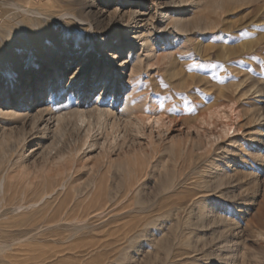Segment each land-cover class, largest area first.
I'll return each mask as SVG.
<instances>
[{"label": "rangeland", "instance_id": "obj_1", "mask_svg": "<svg viewBox=\"0 0 264 264\" xmlns=\"http://www.w3.org/2000/svg\"><path fill=\"white\" fill-rule=\"evenodd\" d=\"M128 1L90 0V17L103 32L94 36L85 61L79 50L69 69L61 61L59 83L81 109L96 96L104 100L116 93L113 109L119 112L128 95L131 118L142 117L141 125L138 130L121 125L113 140L109 128L104 133L94 124L86 139V127L68 120L58 134L50 124L44 143L36 129L43 125H0V143L30 136L35 147L26 154L28 143L0 144V177H6L0 264H219L214 258L235 232L239 243L223 264H264V161L252 156L259 151L264 158V0L224 2L221 12L201 10L197 1L185 14V32L177 34L170 27L158 30L159 13H170L174 1L133 0L131 6ZM130 11L137 13L134 31L151 39L148 62L125 33ZM12 15L0 0L4 24ZM201 18L229 31L201 36ZM201 41L219 47L225 59L202 58ZM132 53L144 61L133 79L130 63L107 77L114 63L124 64ZM85 65L90 69L79 97L83 75L73 80L70 75ZM92 65L100 68L96 78ZM110 78L118 84L104 89L100 81ZM31 80L29 73L18 97L29 94ZM30 101V114L46 104L36 92ZM8 102L5 110L18 109V98ZM173 144L189 148L177 173L168 151ZM134 158L141 164L134 165ZM127 162L132 170H120ZM61 179L67 190L55 187ZM173 181L178 187L172 188Z\"/></svg>", "mask_w": 264, "mask_h": 264}, {"label": "bare ground", "instance_id": "obj_2", "mask_svg": "<svg viewBox=\"0 0 264 264\" xmlns=\"http://www.w3.org/2000/svg\"><path fill=\"white\" fill-rule=\"evenodd\" d=\"M172 1L175 2L172 4H175L177 6H175V8H173L168 14L164 11H161L159 13L161 21L159 22L160 24L158 30L161 29L162 31H166L167 27H170L171 29H173V32H176V34L185 32L187 24L185 14L190 8L196 7L195 3H197V1H201V10L212 9L215 12L222 11V8H224V2H238V0ZM128 3L131 6L133 0L128 1ZM2 4L4 8H11V10L13 11V20L11 23L4 24V19L0 18V30H4V32L2 31L3 36H0V125L18 126L24 125L26 122H30L32 126H36L38 124L43 125L40 129L39 126H37L36 128L41 131L40 139L42 140L40 142L42 143H44L45 135L50 130V124H52L53 130L58 134L60 133V130H62L63 126H65V122H67L68 120H72L74 121V123L86 127V139L89 137L88 134H90V128H92L94 124L100 129V131L102 130L103 132L107 131V129L109 128L111 130L113 140H117V138L119 137V129L121 128V125L138 130L139 126L141 125L140 123L142 117L141 119L140 117H136V120L131 118L132 116L129 108L130 102L128 95L124 97V101L121 110L119 109V112H116L115 109H113L114 98L117 96L116 93H114L112 97L107 95L104 100H101L100 95L96 96L95 100L92 103L85 106L84 109H81L76 103L78 100L74 99L75 95L72 93L65 94L63 86H61V84L59 83V79L62 75L61 61L65 60L66 63H69V65L65 64L69 69L72 65H74H70L71 57L75 55L78 50V57H81L80 62L85 61L86 58L91 54L89 46L92 43L94 36L98 35L100 32H103V30H101L99 22L93 20L90 17V9L91 7H93L90 0H24V2L2 0ZM259 10L261 9L259 8ZM263 10L264 7H262L261 11ZM136 14L137 13L133 11L128 12V20L125 25V33L128 34L130 42H137L139 52H143L144 60L145 62H148L153 53V48L151 45L152 42L150 43V38L147 37V34L144 31H134L135 27H133V24ZM6 18L9 19L8 16ZM214 22L211 23L208 21H203L201 18V36L205 35L206 37V35L210 36L211 34L215 35V33H223L229 31V27L221 26V23L219 24L217 22ZM162 23H164L165 25H163ZM163 43H167V40H164ZM218 48L219 47L217 46H204L203 42L201 41V57L203 58L208 54L206 57H208L209 59H225V54L219 53L220 51L218 50ZM130 51L132 52V48L130 49ZM111 58V62H114L117 57L116 55H112ZM124 60H126V63L124 62V64L122 63L119 66L117 65L118 63H114L113 67L110 70L111 72L107 74V77H112L113 75L118 74L119 72L117 71V67H119L120 70H123L127 66V64L130 63V73L128 75V79L130 80L131 78L133 79L134 74L139 73L144 65V61L142 62V59L140 57H136L133 53L131 57L127 56ZM111 62L106 64V67L111 66ZM134 63H136V65ZM92 66V68H95L94 73L96 78L100 71V68H97L96 65ZM51 69L53 71H50V73H52L53 76H50L48 78L49 80L46 84H40V82L43 81L40 79L45 77L46 75H49V70ZM89 69V66L85 65L83 72L82 70H77L76 73L71 75L69 74L71 80H73L80 74L83 75V81L81 84L82 90L79 91V97L84 92L83 88L85 86V80ZM106 71H108V69H106ZM29 73L31 74L32 78L30 92L29 94H22L20 97H18V93L22 91V85H25V79L29 76ZM119 81L122 82V80ZM100 82H103L104 89H107L110 83H112L113 86H116L118 84L117 80L111 81V78L108 80H101ZM98 83H96V86L98 85ZM45 86H47V88H43ZM35 92L37 97L43 95L45 96L46 104L44 109L37 110L35 114H30V110L33 108V103L30 101V96ZM258 93H261L260 90L258 91ZM15 97L16 99L18 98L19 102L18 109L14 110L12 109V107H10L5 110V105H8L9 103L8 100L12 101ZM108 99H110V101ZM135 105H133L134 108ZM155 121L157 122L158 119H156ZM22 142L28 143V149L25 152L26 154L28 152H31L33 148H35L32 137L30 136L29 138H25L24 136L19 138L9 137L4 139L0 144L1 146H3L4 144L6 146L12 147V145H19ZM86 143L87 142H85V144ZM27 145L22 146V148H19L18 146V148L15 150V153L19 152L18 149L25 150ZM29 145L31 146L29 147ZM37 145L38 144H36V146ZM189 146L190 148L192 147V149H198L196 144L194 145L190 142ZM254 146L256 147V145ZM2 151V153H4V150ZM168 151L171 157L174 158V172H181L184 169V165L186 164V160L189 156L188 144H173ZM252 151H256V148H252ZM23 154L24 152L22 153V155ZM252 156L258 157V161H260V163L261 161H264V158L259 156V151L254 152ZM188 160L190 162L192 160V157H189ZM133 162L134 165H138V163L141 164L139 158H134ZM22 163H24V161ZM119 169L126 170L128 172L132 170L131 165L128 162L124 165H121ZM5 183L6 177H0V195L5 194ZM176 184L177 183L173 181L170 185H172V188H174ZM55 187H59L60 190H67L66 183L63 179L57 182ZM93 187L96 188V184L94 185L93 183ZM46 195L47 194H44V196ZM41 200H43V198L39 199V201ZM35 205V203L28 205L29 209L34 208ZM98 215L99 213L96 212L94 216L97 217ZM80 218L83 219V217L81 216ZM65 223L67 222L65 221ZM238 243L239 237L235 232L232 235V240L228 242V244H226V246L223 248L220 257L214 258L213 262H218L219 264H223L225 260L227 262V260L229 259L228 257L233 251L234 245H237Z\"/></svg>", "mask_w": 264, "mask_h": 264}]
</instances>
